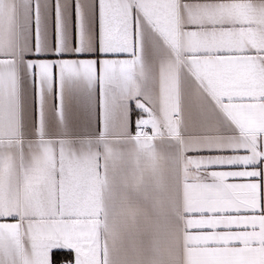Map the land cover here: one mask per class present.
Masks as SVG:
<instances>
[{"label":"snow or ice","instance_id":"snow-or-ice-1","mask_svg":"<svg viewBox=\"0 0 264 264\" xmlns=\"http://www.w3.org/2000/svg\"><path fill=\"white\" fill-rule=\"evenodd\" d=\"M0 264H264V0H0Z\"/></svg>","mask_w":264,"mask_h":264}]
</instances>
